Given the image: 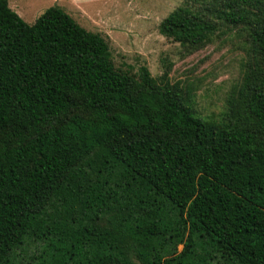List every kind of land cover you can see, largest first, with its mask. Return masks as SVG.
Returning a JSON list of instances; mask_svg holds the SVG:
<instances>
[{"label": "trees", "instance_id": "obj_1", "mask_svg": "<svg viewBox=\"0 0 264 264\" xmlns=\"http://www.w3.org/2000/svg\"><path fill=\"white\" fill-rule=\"evenodd\" d=\"M192 1L201 9L175 8L159 35L195 51L219 27L241 28L249 46L219 123L145 67L114 69L101 35L60 8L28 25L0 0V264H134L86 237L108 214L128 238L152 216L125 215L135 195L116 176L100 194L83 188L95 151L173 216L146 228L158 254L186 230L166 264H264V0Z\"/></svg>", "mask_w": 264, "mask_h": 264}, {"label": "rangeland", "instance_id": "obj_2", "mask_svg": "<svg viewBox=\"0 0 264 264\" xmlns=\"http://www.w3.org/2000/svg\"><path fill=\"white\" fill-rule=\"evenodd\" d=\"M6 1L12 8L15 5L14 11L19 14L14 13L28 25L49 7L63 3L64 7L58 8L77 25L101 35L106 41L114 69L136 75L139 67H145L158 85L166 82L175 86L184 97L187 95L185 99L198 117L213 123L225 119L227 98L241 83L249 60V46L241 28L219 27L211 41L195 51L183 49L159 35L158 24L175 8L201 9L192 0H88L81 10L64 0H60L61 4L56 0ZM87 170L82 179L85 190L100 194L108 179L116 176L135 195L134 207L125 215L142 216L148 209L152 214L132 238L118 228L114 214L90 222L87 238L100 247L111 246L134 264H166L183 250L186 230L178 242L168 244L162 253H157L158 241L148 237L146 228L151 231L163 228L174 218L163 210L150 187L135 177L126 164L95 151ZM96 176L101 177L100 182ZM188 225L184 221L185 229ZM149 250H153L152 258H148Z\"/></svg>", "mask_w": 264, "mask_h": 264}, {"label": "crops", "instance_id": "obj_3", "mask_svg": "<svg viewBox=\"0 0 264 264\" xmlns=\"http://www.w3.org/2000/svg\"><path fill=\"white\" fill-rule=\"evenodd\" d=\"M65 2H69V3H72L75 7H77V8H79L80 10H81V8H82V5H85L86 3H87V1L88 0H64ZM56 3L58 2V3H60V0H56L55 1ZM65 2H64V4H65ZM61 4V3H60ZM8 5V7L13 11V12H18V14H19V11H14V9H16V7H15V5L13 6V8L12 7H10L9 6V4H7ZM62 5V6H61ZM60 6H58V7H60V8H62V7H64V5H63V3L61 4ZM64 10H65V8H64ZM18 16V15H17Z\"/></svg>", "mask_w": 264, "mask_h": 264}]
</instances>
